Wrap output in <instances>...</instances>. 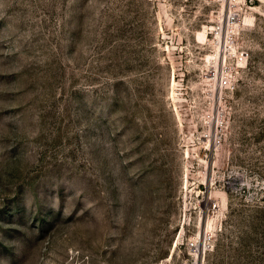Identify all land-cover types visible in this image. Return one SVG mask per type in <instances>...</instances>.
<instances>
[{"label": "rangeland", "instance_id": "obj_1", "mask_svg": "<svg viewBox=\"0 0 264 264\" xmlns=\"http://www.w3.org/2000/svg\"><path fill=\"white\" fill-rule=\"evenodd\" d=\"M0 264H264V0H0Z\"/></svg>", "mask_w": 264, "mask_h": 264}]
</instances>
